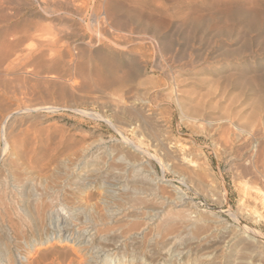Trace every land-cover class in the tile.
I'll list each match as a JSON object with an SVG mask.
<instances>
[{"label":"rangeland","instance_id":"obj_1","mask_svg":"<svg viewBox=\"0 0 264 264\" xmlns=\"http://www.w3.org/2000/svg\"><path fill=\"white\" fill-rule=\"evenodd\" d=\"M19 257L264 264V0H0V264Z\"/></svg>","mask_w":264,"mask_h":264},{"label":"bare ground","instance_id":"obj_2","mask_svg":"<svg viewBox=\"0 0 264 264\" xmlns=\"http://www.w3.org/2000/svg\"><path fill=\"white\" fill-rule=\"evenodd\" d=\"M99 21V20H98ZM133 148L134 147H136L135 145H133L132 146ZM137 148V147H136ZM42 195V194H41ZM55 195V194H54ZM58 196V195H57ZM250 197V196H249ZM247 199V198H246ZM57 200V199H56ZM251 200V199H250ZM176 201V200H175ZM49 203H50V201H49ZM54 203V202H53ZM52 204V203H51ZM38 205V204H37ZM37 205H35V216H37V217H40L41 215H43L42 214V208L39 206V205H42V204H40L39 203V205L37 206ZM57 206V205H56ZM69 214V213H68ZM63 216V215H62ZM67 216V215H66ZM64 217V216H63ZM34 218V217H33ZM66 218V217H65ZM192 218V217H191ZM62 220V219H61ZM68 220V219H67ZM193 220V219H192ZM68 222V221H67ZM58 224V223H57ZM62 231H63V234H64V237H63V239H65L66 241L65 242H67V239L68 240H72L71 239V237H69L70 236V233H69V230L66 228V227H64L63 226V229H62ZM61 231V232H62ZM61 235V234H60ZM60 238V237H59ZM81 239V238H80ZM48 240H49V238H48ZM96 248V247H95ZM98 252H100V251H98ZM102 252V251H101ZM99 255L98 254H96V256H94L93 258H97ZM92 257H91V262H93L92 261V259H93ZM13 260V259H12ZM95 260V259H94ZM98 260V259H97ZM86 261V260H85ZM99 261V260H98ZM88 262H90V260L88 261ZM100 262V261H99ZM102 262V261H101ZM9 264H23L22 262H21V257H19V258H17L16 260H14V261H11L10 260V262H8ZM78 264H79V262H78ZM81 264H90V263H81ZM91 264H93V263H91ZM96 264H98L97 262H96ZM101 264H112V259H110V260H103V262L101 263ZM114 264V263H113Z\"/></svg>","mask_w":264,"mask_h":264}]
</instances>
